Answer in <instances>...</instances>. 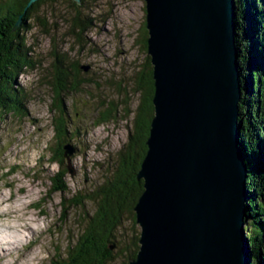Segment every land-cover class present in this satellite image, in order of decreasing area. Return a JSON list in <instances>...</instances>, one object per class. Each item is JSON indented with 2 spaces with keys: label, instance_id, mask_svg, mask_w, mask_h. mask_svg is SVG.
<instances>
[{
  "label": "water",
  "instance_id": "1",
  "mask_svg": "<svg viewBox=\"0 0 264 264\" xmlns=\"http://www.w3.org/2000/svg\"><path fill=\"white\" fill-rule=\"evenodd\" d=\"M144 1L154 115L129 264H249L235 0Z\"/></svg>",
  "mask_w": 264,
  "mask_h": 264
},
{
  "label": "rangeland",
  "instance_id": "2",
  "mask_svg": "<svg viewBox=\"0 0 264 264\" xmlns=\"http://www.w3.org/2000/svg\"><path fill=\"white\" fill-rule=\"evenodd\" d=\"M64 5L63 0L44 5L47 32L34 21L26 33L35 66L15 80L23 113L0 117V238L6 234L3 227L13 225L15 242L12 248L2 244L0 264H49L52 256L65 251L69 236L77 233L81 210L93 207L87 201L83 207H69V198L82 199L108 177L112 169L108 164L126 140L120 116L98 125L94 108L99 102L118 103L126 97L115 85L120 82L128 90V77L143 60L135 37L145 21V1L100 0L91 28L81 33V44L69 33ZM61 53L65 67L71 63L69 69H78L80 82L78 91L64 97L70 127L66 139L75 146L65 159L69 167L64 194L52 190L49 176L59 166L50 162L48 150L54 144L50 82L58 71L69 72L54 66Z\"/></svg>",
  "mask_w": 264,
  "mask_h": 264
},
{
  "label": "trees",
  "instance_id": "3",
  "mask_svg": "<svg viewBox=\"0 0 264 264\" xmlns=\"http://www.w3.org/2000/svg\"><path fill=\"white\" fill-rule=\"evenodd\" d=\"M28 1L0 0V117L23 113L15 80L35 66L26 33L34 21L47 32L41 10L44 5H54L56 0H37L31 5ZM63 1L69 33L81 44V33L91 28L96 19L93 9L100 0ZM235 25L242 90L239 140L249 168L245 233L250 245L249 264H264V0H235ZM138 31L141 33H137L135 43L144 53L143 60L128 77V90L120 82L115 85L117 93L126 97L118 103L99 102L94 108L98 125L120 116L127 128L126 140L116 150L114 162L108 164L112 168L108 177L82 199L77 195L69 198V207H83L84 201L93 207L90 210L83 207L77 219V233L69 236L65 251L52 256L49 264H129L138 251L140 229L134 206L143 191V180L137 179L136 173L147 150L146 140L154 115V80L147 54L145 21ZM65 59L63 53L56 54L54 66L69 72L58 71L60 74L49 87L54 144L48 150L50 162L59 166L49 180L52 190L61 194L68 191L64 146L69 143L66 139L69 117L66 118L64 97L78 91L80 86L78 69L74 68V72L69 69L71 63L65 67Z\"/></svg>",
  "mask_w": 264,
  "mask_h": 264
},
{
  "label": "bare ground",
  "instance_id": "4",
  "mask_svg": "<svg viewBox=\"0 0 264 264\" xmlns=\"http://www.w3.org/2000/svg\"><path fill=\"white\" fill-rule=\"evenodd\" d=\"M3 228L5 229L6 234L4 236H2V238H0V247L2 246V244L7 243L12 248L14 246V243H15L14 241H12L14 238V234L10 233V230L13 228V225L4 226ZM1 250H2V247H1Z\"/></svg>",
  "mask_w": 264,
  "mask_h": 264
}]
</instances>
